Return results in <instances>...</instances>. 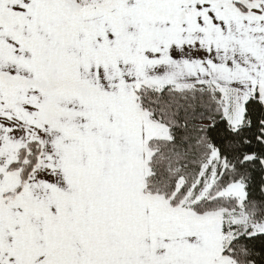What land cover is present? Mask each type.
Returning a JSON list of instances; mask_svg holds the SVG:
<instances>
[{"label":"snow or ice","instance_id":"6c2138e0","mask_svg":"<svg viewBox=\"0 0 264 264\" xmlns=\"http://www.w3.org/2000/svg\"><path fill=\"white\" fill-rule=\"evenodd\" d=\"M0 264H264V0H0Z\"/></svg>","mask_w":264,"mask_h":264}]
</instances>
